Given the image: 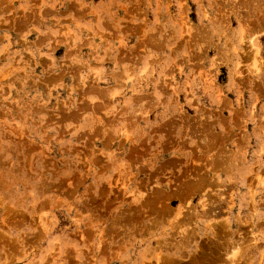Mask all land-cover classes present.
I'll return each instance as SVG.
<instances>
[{
    "label": "rangeland",
    "instance_id": "374dc122",
    "mask_svg": "<svg viewBox=\"0 0 264 264\" xmlns=\"http://www.w3.org/2000/svg\"><path fill=\"white\" fill-rule=\"evenodd\" d=\"M0 264H264V0H0Z\"/></svg>",
    "mask_w": 264,
    "mask_h": 264
}]
</instances>
